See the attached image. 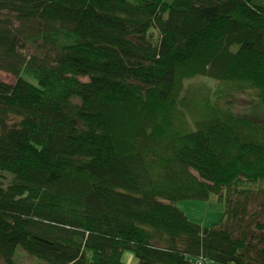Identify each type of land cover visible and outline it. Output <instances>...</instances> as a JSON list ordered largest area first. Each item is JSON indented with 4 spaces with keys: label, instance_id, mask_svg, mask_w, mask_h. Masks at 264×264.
Listing matches in <instances>:
<instances>
[{
    "label": "trees",
    "instance_id": "16d2710c",
    "mask_svg": "<svg viewBox=\"0 0 264 264\" xmlns=\"http://www.w3.org/2000/svg\"><path fill=\"white\" fill-rule=\"evenodd\" d=\"M0 71V264H264V4L0 0Z\"/></svg>",
    "mask_w": 264,
    "mask_h": 264
},
{
    "label": "rangeland",
    "instance_id": "374dc122",
    "mask_svg": "<svg viewBox=\"0 0 264 264\" xmlns=\"http://www.w3.org/2000/svg\"><path fill=\"white\" fill-rule=\"evenodd\" d=\"M254 2L264 4V0H254ZM0 80L8 83H13L15 80V76L7 73L5 71H0ZM81 80L87 81L88 78L84 77ZM199 79H193L187 82V87L190 88L192 85V90L194 91L199 84ZM210 89H214L217 85L215 82H211L208 84ZM196 94L200 93L203 96L208 95L209 93L203 89H196ZM247 92V91H246ZM234 94L231 98L233 101V105L237 106L239 112L249 114L252 101L256 103V99L254 96H248V92ZM200 94L197 95V98L200 97ZM189 97V96H188ZM191 104H195L193 101ZM255 116V115H254ZM252 116V117H254ZM255 119V118H253ZM257 119L260 120L258 116ZM177 207L188 217L190 221L195 223H199L204 227H210L214 223L221 221L224 213V205L222 202L217 200H181L176 202ZM122 261L124 264H137V258L135 254L130 250H125L122 255ZM15 263L16 264H48L44 260L38 259L24 251L18 249L15 255ZM206 264H213L212 262H206Z\"/></svg>",
    "mask_w": 264,
    "mask_h": 264
},
{
    "label": "built area",
    "instance_id": "2783aa9c",
    "mask_svg": "<svg viewBox=\"0 0 264 264\" xmlns=\"http://www.w3.org/2000/svg\"><path fill=\"white\" fill-rule=\"evenodd\" d=\"M200 264V263H199Z\"/></svg>",
    "mask_w": 264,
    "mask_h": 264
}]
</instances>
